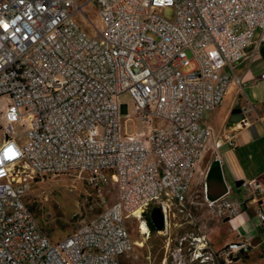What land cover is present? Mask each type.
<instances>
[{
	"label": "built area",
	"instance_id": "built-area-1",
	"mask_svg": "<svg viewBox=\"0 0 264 264\" xmlns=\"http://www.w3.org/2000/svg\"><path fill=\"white\" fill-rule=\"evenodd\" d=\"M86 4L100 17L101 29L90 21L94 38L76 20L87 17ZM263 42L264 0H0V264H121L133 247L129 218L146 223L154 205L165 226L189 215L206 146L222 163L219 146L238 145L235 127L216 131L204 115L231 84L242 86L233 65ZM240 108L245 115L252 104ZM121 113L142 129L128 133ZM72 172L105 208L53 242L30 207L32 182ZM109 181L117 185L111 203L100 190ZM241 186L254 200L264 196L260 178ZM229 193L204 196L211 213L232 221L242 203ZM252 246L243 238L216 251L190 233L176 248L189 264H245Z\"/></svg>",
	"mask_w": 264,
	"mask_h": 264
},
{
	"label": "crops",
	"instance_id": "crops-1",
	"mask_svg": "<svg viewBox=\"0 0 264 264\" xmlns=\"http://www.w3.org/2000/svg\"><path fill=\"white\" fill-rule=\"evenodd\" d=\"M233 71L239 76L242 86L231 84L223 103L211 110L208 119L204 120L216 131L235 127L238 145L219 146L222 163L214 157L212 142L206 146L187 192L189 215L176 213L170 218L156 252L152 253L151 249L146 248L143 254H132L137 241L131 238L132 256L130 253L121 256V264H173L177 261L189 264L176 247L178 239L190 233L205 235L209 246L216 251L233 240L251 239L253 246L243 256V262L264 264V225L254 210L258 204L264 212V196L254 200L247 190L236 185L238 180H264V79L260 77L264 72V59L260 53L253 56L249 53L233 65ZM244 102L252 104L250 111L243 115L246 123L239 126L236 122H229L232 108L240 107ZM228 186V197L242 203V211L232 221L208 211L205 199V196L210 200L222 197ZM171 227L176 229L174 234L169 230ZM141 242L139 247H146L144 241Z\"/></svg>",
	"mask_w": 264,
	"mask_h": 264
},
{
	"label": "rangeland",
	"instance_id": "rangeland-1",
	"mask_svg": "<svg viewBox=\"0 0 264 264\" xmlns=\"http://www.w3.org/2000/svg\"><path fill=\"white\" fill-rule=\"evenodd\" d=\"M83 11L87 17L84 15L81 17L77 16L76 20L81 24L86 35L94 38L97 35V30L91 25L90 21L98 26L99 29L102 28L97 8L94 5L86 4L83 7ZM164 13L171 17L174 10L173 8H167ZM194 66L195 64H191L183 70L184 72L191 71ZM121 101L122 103H128L127 111L132 114L134 112V104L127 93L121 95ZM210 114L211 110H207L204 119H208ZM120 122L128 133L138 132L142 129L140 121L133 118L127 119L124 113H121ZM157 122L158 118H154V124ZM116 186V183L109 181L107 185L100 187L107 202L111 203L114 201ZM42 191L48 195L47 199L41 197V195L37 197V200H33L34 196ZM29 200L30 207L38 218L41 228L50 236L53 242L59 241L69 234L76 225L89 220L105 208L104 203L97 195V189L74 172L58 175L48 174L44 178H39L32 182ZM138 220L132 217L127 220L126 224L131 238L134 241H144L146 247H139L141 244L135 243L133 251L131 250L132 254H137V252L143 254L146 252V248L151 249L152 253L156 252L162 241V236L158 235V230H156L151 232L149 238L144 239L143 235L138 231ZM169 230L173 234L176 232L174 227ZM132 254L130 253L131 256Z\"/></svg>",
	"mask_w": 264,
	"mask_h": 264
},
{
	"label": "water",
	"instance_id": "water-1",
	"mask_svg": "<svg viewBox=\"0 0 264 264\" xmlns=\"http://www.w3.org/2000/svg\"><path fill=\"white\" fill-rule=\"evenodd\" d=\"M259 53L264 59V42L259 48ZM243 118V114L241 113V108L240 107H234L231 110V114L229 116V122H237L240 119ZM242 180H238L236 182V185H241ZM149 218L151 220V223L153 227L156 230H164L165 229V221H164V215L161 206L159 205H154L152 206L150 213H149Z\"/></svg>",
	"mask_w": 264,
	"mask_h": 264
},
{
	"label": "bare ground",
	"instance_id": "bare-ground-1",
	"mask_svg": "<svg viewBox=\"0 0 264 264\" xmlns=\"http://www.w3.org/2000/svg\"><path fill=\"white\" fill-rule=\"evenodd\" d=\"M139 216V215H138ZM139 220H138V231L142 234V235H144V239H147V238H149L150 237V231H149V228H148V226L145 224V222L144 221H142L140 218H138ZM164 230H166V229H164ZM164 230H158L157 231V234H160V235H162V234H164L165 233V231ZM137 243L138 244H142V242H139V241H137Z\"/></svg>",
	"mask_w": 264,
	"mask_h": 264
},
{
	"label": "trees",
	"instance_id": "trees-1",
	"mask_svg": "<svg viewBox=\"0 0 264 264\" xmlns=\"http://www.w3.org/2000/svg\"><path fill=\"white\" fill-rule=\"evenodd\" d=\"M147 225H148V227H149V229H150L151 232L156 231V229L153 227V225L151 223V220L149 218V214L147 215Z\"/></svg>",
	"mask_w": 264,
	"mask_h": 264
}]
</instances>
